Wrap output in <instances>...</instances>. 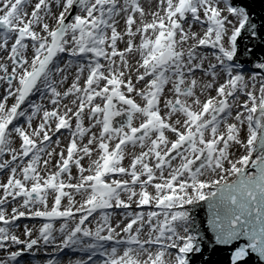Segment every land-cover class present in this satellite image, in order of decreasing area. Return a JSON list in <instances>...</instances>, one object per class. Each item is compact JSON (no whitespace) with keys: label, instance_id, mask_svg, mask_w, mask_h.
Masks as SVG:
<instances>
[{"label":"snow or ice","instance_id":"6c2138e0","mask_svg":"<svg viewBox=\"0 0 264 264\" xmlns=\"http://www.w3.org/2000/svg\"><path fill=\"white\" fill-rule=\"evenodd\" d=\"M205 245L264 264V16L0 0V264H193Z\"/></svg>","mask_w":264,"mask_h":264},{"label":"water","instance_id":"95a60500","mask_svg":"<svg viewBox=\"0 0 264 264\" xmlns=\"http://www.w3.org/2000/svg\"><path fill=\"white\" fill-rule=\"evenodd\" d=\"M234 2L239 6L246 7L257 22H259L261 17L264 16V0H234ZM205 216L206 210L200 209L198 211L197 219L204 220ZM204 223L206 224V220ZM208 236L210 237L211 234L208 233ZM206 257L209 258V264H211V261H216L217 259L227 261L229 259V253L222 251L213 252L207 245H205L203 254L194 257L193 264H204Z\"/></svg>","mask_w":264,"mask_h":264},{"label":"rangeland","instance_id":"374dc122","mask_svg":"<svg viewBox=\"0 0 264 264\" xmlns=\"http://www.w3.org/2000/svg\"><path fill=\"white\" fill-rule=\"evenodd\" d=\"M39 259H41V264H42V261H43L44 258L43 259L42 258H39Z\"/></svg>","mask_w":264,"mask_h":264},{"label":"bare ground","instance_id":"6f19581e","mask_svg":"<svg viewBox=\"0 0 264 264\" xmlns=\"http://www.w3.org/2000/svg\"><path fill=\"white\" fill-rule=\"evenodd\" d=\"M43 259V258H42Z\"/></svg>","mask_w":264,"mask_h":264}]
</instances>
